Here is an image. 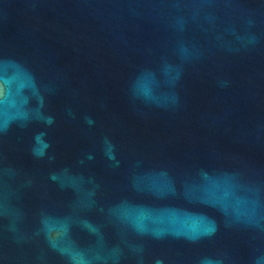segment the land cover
<instances>
[{"label": "water", "instance_id": "1", "mask_svg": "<svg viewBox=\"0 0 264 264\" xmlns=\"http://www.w3.org/2000/svg\"><path fill=\"white\" fill-rule=\"evenodd\" d=\"M0 264H264V0H0Z\"/></svg>", "mask_w": 264, "mask_h": 264}]
</instances>
